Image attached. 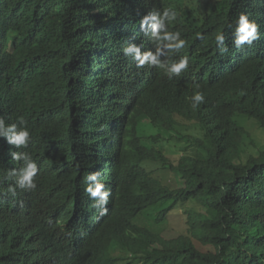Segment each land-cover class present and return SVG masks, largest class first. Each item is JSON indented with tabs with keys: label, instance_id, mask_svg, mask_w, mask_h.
Instances as JSON below:
<instances>
[{
	"label": "trees",
	"instance_id": "trees-1",
	"mask_svg": "<svg viewBox=\"0 0 264 264\" xmlns=\"http://www.w3.org/2000/svg\"><path fill=\"white\" fill-rule=\"evenodd\" d=\"M167 7L187 40L171 58L189 57L171 79L122 51H148L140 19ZM241 12L261 36L233 67ZM0 116L24 117L39 168L35 191L7 194L22 161L0 138V264H264V0H0ZM189 201L202 210L171 231Z\"/></svg>",
	"mask_w": 264,
	"mask_h": 264
},
{
	"label": "clouds",
	"instance_id": "clouds-1",
	"mask_svg": "<svg viewBox=\"0 0 264 264\" xmlns=\"http://www.w3.org/2000/svg\"><path fill=\"white\" fill-rule=\"evenodd\" d=\"M178 16L179 13L171 7L165 8L162 12L156 9L149 11L140 19L141 38L148 51H142L140 46L128 42L122 49L123 54L130 57L138 69L147 65L163 69L170 79L173 76H183L182 72L187 70L189 65V57L183 55L179 60L171 58L178 54L187 43L179 30H169V25L176 22ZM233 24L232 43L236 47L234 48L236 53L239 51L241 55H234L233 58L227 57L225 61L235 58L234 67L239 65V61L243 57L253 59L250 54L246 53V49L248 46L252 47L254 42L260 39L261 33L260 25L244 12L239 13ZM214 42L221 54L228 51L223 29H218L214 33ZM200 87L199 84L193 85L195 90L190 100L194 109L205 101L204 93L199 90ZM0 138H4L9 145L16 149L9 152L12 159L22 161V166L19 169H9L6 173L7 178L14 179V185L8 188L7 194L15 197L17 188L24 191H35L38 186L36 181L39 171L38 164L30 152L21 150L27 149L31 142V132L27 121L23 116H20L17 117L15 123H6L5 119L0 116ZM85 184L84 192L94 201L92 207L99 209L102 215L107 214L106 205L111 191L106 190L105 184L100 180V173H90L85 178Z\"/></svg>",
	"mask_w": 264,
	"mask_h": 264
},
{
	"label": "rangeland",
	"instance_id": "rangeland-1",
	"mask_svg": "<svg viewBox=\"0 0 264 264\" xmlns=\"http://www.w3.org/2000/svg\"><path fill=\"white\" fill-rule=\"evenodd\" d=\"M260 132L257 131L256 134H259ZM257 137L260 135H256ZM179 152V149H175V152H172L170 154H176ZM172 175V174H171ZM170 173H161L160 174V178L163 181H171L172 179H174V177H171ZM176 210L173 211L170 216H169V226L168 228L171 229V231H174L172 229V226H175L173 228H175L176 231H181L182 229H184L186 227L187 221H188V213H194V212H200L202 210V207L199 203L193 202V201H189L187 203H179L176 208Z\"/></svg>",
	"mask_w": 264,
	"mask_h": 264
}]
</instances>
